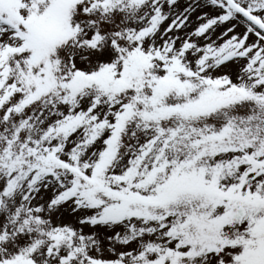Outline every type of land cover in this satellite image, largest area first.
<instances>
[{"label":"snow or ice","instance_id":"snow-or-ice-1","mask_svg":"<svg viewBox=\"0 0 264 264\" xmlns=\"http://www.w3.org/2000/svg\"><path fill=\"white\" fill-rule=\"evenodd\" d=\"M0 264H264V0H0Z\"/></svg>","mask_w":264,"mask_h":264}]
</instances>
